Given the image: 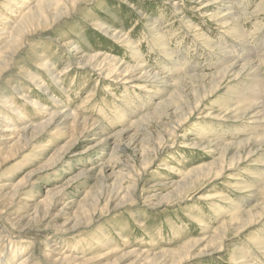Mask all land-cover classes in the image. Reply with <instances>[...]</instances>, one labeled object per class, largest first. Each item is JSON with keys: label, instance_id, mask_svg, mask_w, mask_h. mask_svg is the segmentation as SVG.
I'll return each mask as SVG.
<instances>
[{"label": "rangeland", "instance_id": "374dc122", "mask_svg": "<svg viewBox=\"0 0 264 264\" xmlns=\"http://www.w3.org/2000/svg\"><path fill=\"white\" fill-rule=\"evenodd\" d=\"M52 1L51 16L53 8L61 16L27 28L11 53L8 34L42 1L0 0V18L10 20L0 21V58L8 60L0 67V264L64 255L71 264H239L242 252L264 264V216L246 217L264 205V165H256L264 149L255 154L264 119L254 124L232 109L245 82L231 77L240 66L199 98L216 72L261 55L264 101V0ZM235 24L244 40L228 30ZM254 92L247 84L243 97ZM28 101L65 106L78 122L60 116L41 130L48 117ZM25 126L37 135L21 149ZM223 156L224 166L237 164L218 177ZM204 164L209 173L176 183ZM50 191V207L39 205Z\"/></svg>", "mask_w": 264, "mask_h": 264}, {"label": "bare ground", "instance_id": "6f19581e", "mask_svg": "<svg viewBox=\"0 0 264 264\" xmlns=\"http://www.w3.org/2000/svg\"><path fill=\"white\" fill-rule=\"evenodd\" d=\"M19 1H21L22 4L24 2V0H19ZM41 1H42V4H41L39 12L35 13L36 10H37L36 9L35 11H29L28 13L25 14V16H23V15H21L19 13L21 15V17H20V19L18 21V24H16V27L13 29L14 31L10 32L8 34V38L9 39L12 37L10 39V45H9V49H11L10 50L11 53L15 52L19 47H21L23 45V39H25V35H26L25 32L27 31V28L33 27V26L36 25L37 29H39V28L40 29H46L49 26H51V25H49L51 22L54 23V20L61 16L60 11L58 9H56V8H53L51 10L53 12V16H51V14H50V8L53 7V5L55 4L54 1L47 0V3H46L45 6H42L43 5V0H40V2ZM215 1L221 2V0H215ZM19 8H22V7H19ZM14 12H17V11H14ZM0 21L3 22L1 24L3 26H7L10 23L9 19H1L0 18ZM17 27H19L20 29L17 30ZM21 29H23L22 33H20L22 31ZM228 30H232L233 33L236 35V37L239 40H244V37H243V34H242V29L239 28L237 24H235L234 26H230V28ZM5 32H7L6 29L0 27V34L5 33ZM251 57H249V59ZM109 60H110V58H108L106 56L104 58L103 62H108ZM260 60H262L261 55H259L258 60L250 59V60L245 61L243 64H240V65L237 64L238 61H234V62L230 63V65L225 66L224 69H221L220 71L216 72V74L212 75V77H210L211 78V80H210L211 82L214 81L216 78H219V80L216 82V85H214V87L211 88L210 91L202 93V95L199 98L204 99V97L207 96L208 94H211V93L217 91V89L221 87L223 82L228 80L226 77H227L228 74L231 73L233 67L240 66L241 69L238 72L232 73L231 77L234 78L233 81L245 80V82L239 81V82L242 83L241 88L239 89V91H240L239 92L240 99H238V102H237L238 106H234L232 109H233L234 112L237 110L236 114L240 115L241 117H244V116L251 117V120L254 122V124H261L263 122V119H264V101L261 98V96L259 95L260 87L263 86V80H261L262 78H260L261 67L258 64L260 62ZM7 62H8V60H6L5 58H0V67L5 68L6 65H7ZM46 64H48V61H45L43 66H45ZM46 68L49 69L48 67H46ZM129 70H131V68ZM117 71H119V69H117V70L113 69L111 71V74H114ZM123 71L125 73L128 72V68H125ZM59 74H61V72H59ZM59 74L57 75L58 77L61 76V75L59 76ZM37 80H40V79L37 78ZM59 80H60V78H58V80L56 82H58ZM42 81H43V79L40 80L41 86H44V82H42ZM247 84H251L254 87V91H255L254 95L256 96V99H252V97H250L249 100H248V99H245V97H243V93L245 92ZM177 85L179 86V88L183 87V85L181 83H179V82L177 83ZM51 99L53 100L52 102H55V103L58 101V98H55L54 96H51ZM28 102H31L32 105L35 106V108L36 107H40V108H36V109H42L44 111V115L48 117L46 122H42L41 124H39L37 126V127H40L41 130L44 127H46L49 124H51L54 120H56V118H58L60 116H64L63 118H72V121H71V125L72 126L75 125L78 122L77 116L73 112L67 113L66 110L64 109L65 106L56 105L52 109H47V108L42 107V105H40L39 103L32 102V101H28ZM1 104H3L4 107H7L10 110L13 109L15 114L18 113L17 110L15 109V107H11V105L7 106L8 105V101L2 102ZM181 107H183V104H182ZM181 107H178L177 110L181 111L182 110ZM19 117L22 118L21 115H19ZM87 122H88L87 120L83 121V129L84 130H85V126H86ZM27 128L28 127L25 126L23 129H21V131H20L21 133L19 134V136L17 138L18 140H23L24 141V144L21 145V149H24V148H26L28 146V142L26 140L27 136L34 137V136L37 135V134H32V133L26 132ZM2 132H8V130L7 129H3ZM38 134H40V133H38ZM220 142L223 143L222 147H224V148L233 146L232 143L225 144L222 141H220ZM100 143H101V141H100ZM195 144L197 145L198 143H195ZM235 145L237 147H240L242 145V143H238V144H235ZM250 146H251L250 141H247L246 145H245L246 153H248L247 155H251L253 153V149L250 148ZM262 149H264V133L262 134L261 137L255 139V154H256V152H259L260 150L262 151ZM42 150H39V152H42ZM237 154H240V153L237 152ZM262 155L263 156H262L261 159H257L256 160V165H258V166H263L264 165V153H262ZM256 156H258V154H256ZM238 158L240 159L241 155H238ZM223 161H224V156L222 157L221 165L219 166V169L216 170V176H218V177L223 172H225L226 168H228L227 170H229V171L233 170L234 166L237 164V163H235L233 165L230 164L227 167V166H224ZM211 166H212L211 164L210 165L204 164V165L199 166L197 168L189 169V171H186L184 173L181 172L180 173V180L176 181V183H178V184H187L191 180V175L192 174H195V176L198 177L199 173L204 171V170L207 171V173H209L210 169H211ZM195 188H196V185H195ZM250 188H251V186L249 185V186H246L243 189H249L250 190ZM54 197H55V194L52 191H50L49 194H46L44 196V198L42 200H40L38 203H39V205H45L46 207H50L51 199H53ZM226 202H228V201H226ZM226 204H232V203L229 202V203H226ZM236 212H237V210H236V208H234L233 213H232L234 217H237L239 215V214H236ZM253 216H257V218H255L253 221H256V219L260 220L264 216V205L263 204H262L261 208L259 209V211L254 209V210H250L249 212L246 213L247 220L249 218L253 217ZM36 217L37 216L35 214V216L33 218H36ZM18 221H19V219H18ZM253 221H251V223ZM198 224L200 226L206 227L205 224H203V223L202 224L198 223ZM123 240H124V238H123ZM250 240L254 241L252 238H250ZM186 245L192 246L191 240L188 241L186 243ZM261 246H262L261 249L264 250V242L261 243ZM243 254H244V252L239 254V259H241V262H239V264H248L249 263V259H247V255L246 254L245 255H243ZM167 255H168L167 252L165 250H163V254L160 257H158L156 259H153L152 261L154 263H156L159 260H163V258L165 256H167ZM58 256H59V254H58ZM31 258H28V257L19 258V259L16 260L15 264H27L28 262L31 261ZM73 261H74V258H72L70 256H67V255H64V256H60L58 258H55L54 260H51L50 263H52V264H60V263L61 264H71V263H73ZM187 261H188V258L186 257L185 259H179V262H177V263L173 260L172 263L173 264H182L183 262H187Z\"/></svg>", "mask_w": 264, "mask_h": 264}]
</instances>
